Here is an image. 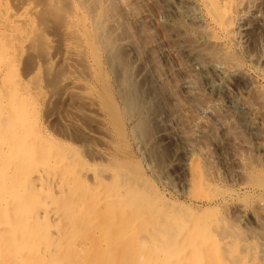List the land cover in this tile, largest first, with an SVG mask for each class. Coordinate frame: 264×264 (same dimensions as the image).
Here are the masks:
<instances>
[{"label":"rangeland","instance_id":"1","mask_svg":"<svg viewBox=\"0 0 264 264\" xmlns=\"http://www.w3.org/2000/svg\"><path fill=\"white\" fill-rule=\"evenodd\" d=\"M33 1L36 26L1 42L0 264H264V0L231 49L173 11L176 0H110L131 47L115 44L89 66L83 46L63 60L67 1ZM73 74L86 90L69 87Z\"/></svg>","mask_w":264,"mask_h":264},{"label":"bare ground","instance_id":"2","mask_svg":"<svg viewBox=\"0 0 264 264\" xmlns=\"http://www.w3.org/2000/svg\"><path fill=\"white\" fill-rule=\"evenodd\" d=\"M51 1V3L53 2V3H60V0H50ZM67 1V3L70 5V8H68L69 10H67L66 12H68L67 14H66V27H65V30H66V33L68 34V37H69V39L68 40H66L67 42H66V45H65V56H64V58H63V60H64V62L65 63H68V60H74L75 59V55H77V54H79L78 52H82V51H78V47H81V46H83V54L85 55V60H86V62H87V64H88V66L90 65V63H92L93 61L92 60H96V59H98V58H101V56H103V51L102 50H105V49H107V52H110V50L109 49H112L113 47H114V45L116 44V45H119V46H121V47H126V48H128V47H131L130 46V42L128 43L125 39H124V37L122 38V36L120 37L119 36V31L120 30H118V27H119V23L122 21V19H125V18H122V16H120V15H118L116 12H114V8H117V7H112V5L114 4V2H110V0H66ZM257 1L258 0H176L175 1V3H173V11L175 10L176 12H181V13H183V16H184V18L185 19H187V22H190L191 23V25H193L194 23H198L199 22V24L200 23H202V24H204V25H207L208 27H209V29H210V31L212 32V34L211 35H213V39H212V41L215 43V45L217 44V45H219V46H221V47H229V49H231V47H234V45H236V37H239V34L238 33H240V29L242 28V19L243 20H245L244 19V17L246 16V14L249 12V9L253 6V5H255V4H257ZM16 2H17V0H16ZM18 4H16L15 2H12V0H0V52L2 53V51H5V50H3V47L5 46V45H7V42H5V43H1V42H4V41H6L7 39H10L9 40V42H8V44L10 43V41L11 42H13L14 41V43H16L17 41H22V39H23V35L21 34V33H19L18 31H19V29H21V27L23 26L24 27V25L25 24H30V25H35L36 24V21L37 20H35V18H36V14H37V12H38V9H39V7H38V3L36 4L33 0H18ZM46 2H49V1H46ZM70 2V3H69ZM42 2H40L39 4H41ZM43 4V3H42ZM48 4V3H47ZM63 4V3H62ZM121 5V4H120ZM120 5H119V7H120ZM129 5V4H128ZM124 7H126V5L124 4L123 5ZM45 7V6H44ZM63 6H61V8H62ZM48 8V7H47ZM65 8V7H64ZM128 8H130V5H129V7ZM128 8H123V11H120V12H125V10L124 9H126V11L128 10ZM120 9H122V8H120ZM131 9V8H130ZM57 10V9H56ZM58 10H60V9H58ZM109 10H111L112 12H110ZM259 10V9H258ZM43 11V10H42ZM63 11V10H62ZM117 11H118V9H117ZM53 12V11H52ZM55 12V11H54ZM61 13V12H60ZM64 12H62V14H63ZM115 13V14H114ZM126 13V12H125ZM125 13H124V16H125ZM128 13V12H127ZM57 15H60V14H57ZM63 16V15H62ZM123 16V17H124ZM127 16V15H126ZM125 16V17H126ZM129 16V15H128ZM248 16V15H247ZM79 17V18H78ZM80 17H82L83 19H84V25L82 26L81 24L82 23H80ZM250 17V16H249ZM62 18V17H61ZM64 18H65V16H64ZM122 18V19H121ZM179 18V17H178ZM246 18V17H245ZM129 19V18H128ZM131 19V18H130ZM181 19H183L182 17H181ZM248 19V18H247ZM65 20V19H64ZM63 20V21H64ZM127 20V19H126ZM184 20V19H183ZM83 21V20H82ZM38 22V21H37ZM126 22V21H125ZM184 22H186V21H184ZM186 22V23H187ZM62 23V22H61ZM127 23V22H126ZM201 24V25H202ZM187 26L188 25H190V24H186ZM196 25V24H195ZM245 25V24H244ZM36 26V25H35ZM194 26V25H193ZM198 26V25H197ZM208 27H206V29L208 30ZM39 28V27H38ZM27 29V28H26ZM64 29V28H63ZM85 29H87L88 31H85ZM24 29L22 28V31H23ZM35 30V29H34ZM46 30V29H45ZM194 30V29H193ZM25 31V30H24ZM28 31V30H27ZM46 32V31H45ZM86 32L88 33H91V35L94 33L95 34V40L94 39H91V41L90 40H88V38H87V36H89L88 34H86ZM198 32V31H197ZM49 33V32H48ZM194 33V32H193ZM198 33H200V32H198ZM210 33V32H209ZM196 34V33H195ZM50 35V34H49ZM48 35V36H49ZM184 35V34H183ZM198 35V34H197ZM33 36V35H32ZM40 36V35H39ZM94 37V36H93ZM92 37V38H93ZM198 38H205V39H207L206 38V35H205V37H199V36H197ZM212 37V36H211ZM32 39V38H31ZM67 39V38H66ZM204 39V40H205ZM208 40V39H207ZM18 43V42H17ZM29 43H31V42H29ZM81 43H82V45H81ZM238 43V42H237ZM11 45H12V43H11ZM216 45V46H217ZM248 46V45H247ZM16 47H18V46H16ZM26 47V46H25ZM218 47V46H217ZM6 48V47H5ZM27 48V47H26ZM118 48V47H117ZM191 48V47H190ZM16 49V51L18 52V51H20V50H22L20 47H18V48H15ZM80 49V48H79ZM81 49H82V47H81ZM114 49V48H113ZM192 49V48H191ZM216 49V48H215ZM228 49V50H229ZM24 50H25V48H24ZM221 50V49H220ZM223 50V49H222ZM7 51V50H6ZM113 51V50H112ZM213 51V50H212ZM13 52V51H12ZM101 52V54H99ZM116 52V51H115ZM210 52H211V50H210ZM5 53V52H4ZM131 53V52H130ZM189 53V52H188ZM197 53V52H196ZM198 54V53H197ZM221 54V53H220ZM223 55H224V53H222ZM228 54V53H227ZM238 54V53H237ZM7 55V54H6ZM9 55V54H8ZM107 55H108V53H107ZM109 55H110V53H109ZM131 55H132V53H131ZM229 55V54H228ZM235 55V54H234ZM249 55V54H248ZM10 56H12V55H10ZM16 56V55H15ZM19 56V55H18ZM71 56H73V57H71ZM81 56V55H80ZM117 56V55H116ZM188 56H189V58L192 56L191 55V51H190V54H188ZM216 56V55H215ZM1 57V56H0ZM104 57H106V53H105V56ZM114 57V56H113ZM118 57V56H117ZM217 57H218V55L216 56V59H217ZM225 57H226V54H225ZM229 57V56H228ZM228 57L226 58V61L227 62H225L224 63V66L226 67V69L228 68V70H232L233 69V64L230 62V61H228ZM231 57V56H230ZM229 57V58H230ZM235 57V56H234ZM12 58H14V57H12ZM1 59V58H0ZM9 59H11V58H8V60ZM15 59V58H14ZM17 59H18V57H17ZM16 59V60H17ZM80 59V58H79ZM113 59H115V58H113ZM120 59V58H119ZM125 59V58H124ZM191 59V58H190ZM198 59V58H197ZM221 60V62L223 61V60H225L224 59V56L223 57H221V56H219V58H218V60ZM5 60V59H4ZM7 60V61H8ZM107 60V59H106ZM194 60H195V58H194ZM199 60V59H198ZM201 60V59H200ZM219 60V61H220ZM238 60V59H237ZM113 61V60H112ZM16 61H14L13 63H15ZM72 62V61H71ZM71 62H69L70 63V65H71V67H72V69H74L73 67H74V63H71ZM125 62V61H124ZM205 62V61H204ZM221 62H220V64H221ZM224 62V61H223ZM6 63V62H5ZM115 63V62H114ZM191 63L192 64H197L196 63V61H191ZM17 64V62L15 63V65ZM112 64V63H111ZM116 64V63H115ZM119 64V63H118ZM217 64V63H216ZM230 64H232V65H230ZM239 64V63H238ZM79 65V64H78ZM110 65V64H109ZM129 65V64H128ZM127 65V66H128ZM131 65V64H130ZM200 65L202 66V64L200 63ZM199 65V66H200ZM1 66V65H0ZM196 66V65H195ZM200 66V67H201ZM236 66V65H235ZM18 67V66H17ZM82 67V66H81ZM84 67V66H83ZM113 67H114V64H113ZM126 67V66H125ZM124 66H123V68H125ZM130 67V66H129ZM204 67H206V66H204ZM130 69V68H129ZM129 69H126V70H129ZM132 69V68H131ZM6 70H7V67H6ZM5 70V71H6ZM10 70L11 69H9V71L8 72H10ZM95 70V69H94ZM124 70V69H123ZM211 70V69H210ZM20 72V71H19ZM71 72H73L72 70H71ZM75 72L77 73V71H76V69H75ZM124 72V71H123ZM127 73H128V71H126ZM225 72V71H224ZM2 73V72H1ZM68 73V72H67ZM74 73V72H73ZM79 73V72H78ZM122 73V72H121ZM243 73V72H242ZM70 74V73H69ZM72 74V73H71ZM75 74V73H74ZM72 75V76H70V78H69V87L71 88V89H73V91H75L76 89L78 90V89H80V91H81V88L84 90V88H85V90H86V84L83 82V81H81V79L79 78V77H77V76H75V75ZM123 74H126L125 72L123 73ZM4 75V74H3ZM68 75V74H67ZM80 75V74H79ZM10 76V75H9ZM8 76V77H9ZM16 76V75H15ZM151 76V75H150ZM211 76V75H210ZM222 76V75H221ZM19 77V76H18ZM17 77V78H18ZM68 77V76H67ZM87 77V76H86ZM128 77V76H127ZM123 78V77H122ZM125 78H126V76H125ZM9 79V78H8ZM20 79V78H19ZM19 79H18V81H19ZM210 79V78H209ZM214 79V78H213ZM2 80V79H1ZM5 80V79H4ZM13 80H15V84L16 83H18V85L20 84V83H22V82H18L17 81V79H13ZM20 80H22V79H20ZM9 80H7V83L6 84H9V82L11 83L12 81H9ZM122 81V80H121ZM145 81V80H144ZM5 82V81H4ZM128 81L126 80V83H125V81H124V85H126V87H127V92H128V97H129V103L131 104V105H134V106H136L137 107V105L136 104H138V102H137V98H138V96H137V92H136V88L135 87H133V85H131V83H127ZM13 83V82H12ZM121 83V82H120ZM212 83V82H211ZM209 81L207 82V87H208V89L211 87V84ZM216 83V82H215ZM2 84H4V83H2ZM122 84V83H121ZM224 84V83H223ZM1 85V84H0ZM10 85H12V84H9V86ZM22 85H24L23 83H22ZM4 88H5V86L4 85H2ZM14 86V85H13ZM12 86V87H13ZM136 86V85H135ZM12 87H10L11 89H12ZM15 87H16V85H15ZM19 87V86H18ZM23 87V86H22ZM26 87V86H25ZM68 87V86H67ZM87 87H89V86H87ZM8 88V90H10V91H12L11 89H9V87H7ZM20 88V87H19ZM89 89V88H88ZM13 90H14V88H13ZM91 90V89H90ZM144 90V89H143ZM7 91V90H6ZM5 91V92H6ZM17 90H15L14 92H16ZM29 91V90H28ZM71 91V90H70ZM125 91V90H124ZM138 91V90H137ZM217 91V90H216ZM4 92V91H3ZM18 92V91H17ZM25 92V91H24ZM13 93V92H12ZM85 93H87V92H85ZM8 94V93H7ZM10 94V93H9ZM22 94H24L23 92H22ZM28 94V93H27ZM39 94V93H38ZM81 94V93H80ZM6 95V94H5ZM16 95V94H15ZM19 95V94H18ZM21 95V94H20ZM0 96H4V95H0ZM17 96V95H16ZM31 96H33V95H31ZM85 96V95H84ZM125 96V95H124ZM18 97V96H17ZM16 97V98H17ZM15 97H13L12 99H14ZM23 98H25V95H24V97ZM34 98H35V96H34ZM126 98V97H125ZM10 99V98H9ZM8 99V100H9ZM22 99V98H21ZM32 99H33V97H32ZM86 99H87V97H86ZM90 99V98H89ZM11 100V99H10ZM28 100H29V98H28ZM18 101H21L20 99H18ZM23 101V100H22ZM6 102H7V100H6ZM5 102V103H6ZM9 102V101H8ZM12 102V101H11ZM10 102V103H11ZM25 102V101H24ZM229 102V101H228ZM231 102V101H230ZM10 103H8V104H10ZM19 103H21V102H19ZM233 103V102H232ZM4 104V103H3ZM23 104V103H22ZM5 105V104H4ZM13 105H15V103L13 102ZM13 105H11V106H13ZM17 105H19L18 103H17ZM144 105V104H143ZM16 106V105H15ZM21 106V105H20ZM150 106V105H149ZM5 107H9L8 105L7 106H5ZM17 107V106H16ZM128 107V106H127ZM132 107V106H131ZM148 107V106H147ZM151 108V107H150ZM153 108V107H152ZM5 109H7V108H4V111H5ZM12 109H14V107L12 108ZM21 109V108H20ZM19 109V110H20ZM35 109H36V107H35ZM34 109V110H35ZM127 109V108H126ZM138 109V108H137ZM144 110V109H143ZM148 110H150V109H148ZM2 111V110H1ZM11 111V110H10ZM9 111V112H10ZM15 111H16V108H15ZM127 111V110H126ZM136 111V110H135ZM147 111V110H146ZM20 112V111H19ZM21 112H23V110L21 111ZM28 112V111H27ZM131 112V111H130ZM11 113L12 112H10V115H11ZM24 113H26V112H24ZM153 113V112H152ZM1 114H2V112H1ZM6 114H8V112L6 113ZM2 115H4V113L2 114ZM12 115H14V113L12 114ZM16 115V114H15ZM133 115V114H132ZM6 116V115H5ZM4 116V117H5ZM138 116V115H137ZM143 116H144V114H143ZM7 117V116H6ZM20 117H22V116H20ZM7 118H10L9 116L7 117ZM6 118V119H7ZM14 117H11V120L13 119ZM26 118V117H25ZM25 118H24V120H25ZM2 119V118H1ZM19 119H21V118H19ZM18 119V120H19ZM142 119H143V117H142ZM191 119V118H190ZM10 120V119H9ZM14 120V122L16 123H19L18 121H17V119L15 120V118L13 119ZM145 120V119H144ZM141 121V120H140ZM150 121V120H149ZM6 122L8 123V121L6 120ZM5 121H4V123H6ZM14 122L12 121V123L14 124ZM23 122V121H22ZM25 122V121H24ZM40 122V121H39ZM9 123H11V122H9ZM9 123H8V125L7 126H9ZM12 124V125H13ZM25 124V123H24ZM145 124V123H144ZM1 125V124H0ZM20 125V124H19ZM147 125V124H146ZM4 126V125H3ZM134 126V125H133ZM139 126V125H138ZM9 127H13V126H9ZM40 127V126H39ZM38 127V128H39ZM42 127V126H41ZM138 128H140V127H138ZM148 128H149V126H148ZM3 129V128H2ZM1 129V130H2ZM0 130V131H1ZM5 130H9V128H6ZM11 130V129H10ZM9 130V131H10ZM12 130H13V128H12ZM39 130V129H38ZM43 130V129H42ZM146 130V129H145ZM14 131H16V130H14ZM34 131H35V129H34ZM137 131V130H136ZM13 132V131H12ZM12 132H10V134H12ZM40 132H41V130H40ZM49 132V131H48ZM133 132V131H132ZM135 132V131H134ZM139 132V131H138ZM6 133H7V131H6ZM17 134H18V131L16 132ZM44 133V132H43ZM2 134H3V132H2ZM21 134V133H20ZM20 134H18V136L20 135ZM36 134V133H35ZM16 134L14 133V136H15ZM18 136L16 137V138H18ZM37 136V135H36ZM7 138V140H8V136H6ZM38 137V136H37ZM12 138V137H11ZM15 138V139H16ZM145 138V137H144ZM5 139V140H6ZM23 139V138H22ZM51 139V138H50ZM6 140V141H7ZM9 141H11V140H9ZM2 142H3V139H2ZM12 142H13V140H12ZM19 142H20V140H19ZM6 143V142H5ZM8 143V142H7ZM15 143H18V141H16ZM34 143V142H33ZM2 144V143H1ZM0 144V145H1ZM13 145V144H12ZM16 146V145H15ZM25 147V146H24ZM35 147H37V146H35ZM0 148H2V147H0ZM14 148V147H13ZM7 150H8V148H6ZM5 149V150H6ZM12 149V148H11ZM17 149H18V147H17ZM6 150V151H7ZM14 150H15V148H14ZM24 150V149H23ZM35 150H36V148H35ZM27 151V150H26ZM25 151V152H26ZM1 152V151H0ZM18 155V154H17ZM10 156H11V154H10ZM12 157V156H11ZM0 159H2V158H0ZM5 159V158H4ZM3 159V160H4ZM196 159V158H195ZM2 160V161H3ZM8 160V159H7ZM11 161V160H10ZM4 162H5V160H4ZM15 162V161H14ZM10 163V162H9ZM13 163V162H12ZM16 163V162H15ZM195 163V162H194ZM189 165H191V161L189 160L188 162H186V166H189ZM10 166V165H9ZM18 166V165H17ZM12 166H10V168H11ZM14 168V167H13ZM28 168V167H27ZM32 169V168H31ZM17 170H19V168L17 167ZM21 170V169H20ZM42 170V169H41ZM34 172V171H33ZM19 173H20V171H19ZM28 174V173H27ZM30 174H32V173H30ZM42 174V173H41ZM4 175V174H3ZM16 175H17V173H16ZM19 175V174H18ZM194 175V174H193ZM24 176H25V174H24ZM32 176V175H31ZM82 176V175H81ZM102 176V175H101ZM26 177H28V175L26 176ZM34 177V176H33ZM39 177H41V176H39ZM43 177V176H42ZM41 177V178H42ZM87 177H89V176H87ZM196 177V176H195ZM5 178V177H4ZM16 178H18L17 176H16ZM37 178V177H36ZM45 178V177H44ZM91 177H89V179H90ZM38 180L40 179V178H37ZM88 179V180H89ZM102 179V178H101ZM100 179V180H101ZM196 179V178H195ZM99 180V179H98ZM11 181V180H10ZM33 181H34V179H33ZM122 181V180H121ZM204 181V180H203ZM39 183V182H38ZM201 183H202V181H201ZM26 184V183H25ZM194 185V184H193ZM202 185V184H201ZM38 186V185H37ZM40 186V185H39ZM36 187V186H35ZM25 188V187H24ZM42 188V187H41ZM36 189H38V188H36ZM255 189V188H254ZM259 189V188H258ZM39 191V190H38ZM41 191V190H40ZM27 192V191H26ZM192 192V191H191ZM263 193V192H262ZM24 194H26V193H24ZM171 195V194H170ZM261 197V196H260ZM218 198V197H217ZM24 199H25V197H24ZM222 200V199H221ZM21 201V200H20ZM225 201V200H224ZM201 203V202H200ZM9 204V203H8ZM7 204V205H8ZM213 204V203H212ZM221 204V203H220ZM222 205V204H221ZM224 205L225 206H227L228 204H227V202H225L224 203ZM241 205V204H240ZM214 206V205H213ZM216 206V205H215ZM152 207H154V205L152 206ZM220 207H223V205L222 206H220ZM211 208V207H210ZM225 208V207H224ZM158 209V208H157ZM201 209V208H200ZM9 210H10V208H9ZM34 211V210H33ZM50 211V210H49ZM199 211V210H198ZM208 211V208H207V210H206V212ZM4 212V211H3ZM51 212V211H50ZM232 212V211H231ZM237 213V212H236ZM27 214V213H26ZM30 214H32V213H30ZM135 214V213H134ZM207 214V213H206ZM220 214V213H219ZM21 215H23V214H21ZM194 215V214H193ZM2 216H4V214L2 215ZM52 216V215H51ZM54 216V215H53ZM190 216V215H189ZM235 216H237V215H235ZM239 217V216H238ZM237 217V218H238ZM40 218V217H39ZM186 218H187V216H186ZM219 219H222V218H220V217H218ZM225 218V217H224ZM223 218V219H224ZM230 218V217H229ZM233 218H234V216H233ZM241 218H242V216L238 219V220H236L237 222H241L242 220H241ZM6 220H4V222H5ZM230 221V220H229ZM232 221V220H231ZM200 223V222H199ZM234 223V222H233ZM211 225V224H210ZM220 225V224H219ZM208 226V225H207ZM212 226V225H211ZM210 226V227H211ZM226 226V225H225ZM7 227V226H6ZM217 227V226H216ZM220 227V226H219ZM219 227L217 228V229H219ZM222 227H224V225L222 226ZM245 227V226H244ZM207 228V227H206ZM212 228V227H211ZM230 228H232V227H230ZM2 229H4V227H2ZM2 229H0V231L2 230ZM221 229V228H220ZM226 229V228H225ZM229 229V228H228ZM11 230V229H10ZM221 230H223L224 231V229H221ZM243 230V229H242ZM245 230V229H244ZM192 231V230H191ZM194 231V230H193ZM203 231V230H202ZM202 231H200L201 233H202ZM217 231V230H216ZM234 231V230H233ZM232 231V232H233ZM238 231V230H237ZM206 232H207V230H206ZM205 232V233H206ZM235 232V231H234ZM233 232V233H234ZM254 232V231H253ZM215 233V232H214ZM218 233V232H217ZM229 233H230V231H229ZM238 233V232H237ZM240 233V232H239ZM238 233V234H239ZM200 233H198V235H199ZM219 234V233H218ZM226 234H227V230H226ZM14 235V234H13ZM38 235V234H37ZM95 235V234H94ZM206 235V234H205ZM211 235V234H210ZM229 235V234H228ZM227 235V236H228ZM231 235H232V233H231ZM235 235V234H234ZM240 236H242V233H240L239 234ZM239 235H235L236 237L238 236L239 237ZM15 236V235H14ZM97 236V235H96ZM101 236V235H100ZM245 236V235H244ZM5 237V236H4ZM3 237V238H4ZM18 237V236H17ZM32 237V236H31ZM98 237V236H97ZM190 237V236H189ZM203 237V236H202ZM19 238V237H18ZM35 238V237H34ZM234 238V237H233ZM242 238H243V236H242ZM7 239V238H6ZM16 239V238H15ZM38 239V238H37ZM98 239V238H97ZM142 240H144L143 238H141ZM185 239V238H184ZM219 239V238H218ZM223 239V238H222ZM240 239V238H239ZM245 239H246V237H245ZM8 240V239H7ZM35 240V239H34ZM190 240V239H189ZM196 240V239H195ZM202 240H203V238H202ZM208 240V239H207ZM209 240H211V239H209ZM209 240H208V242H209ZM241 240V239H240ZM244 240V239H243ZM258 240V239H257ZM263 240V239H262ZM19 241V240H18ZM47 241H48V239H47ZM95 241H96V239H95ZM134 241V240H133ZM132 241V243H134ZM170 241V240H169ZM176 241V240H175ZM192 241H194V240H192ZM192 241H190V243L192 242ZM206 241V240H205ZM248 241V240H247ZM143 242V241H142ZM186 242V241H185ZM231 242V241H230ZM260 243H262L263 241H259ZM37 243V242H36ZM40 243V242H39ZM47 243V242H46ZM184 243V242H183ZM253 243V242H252ZM0 244H2V241L0 242ZM208 244V243H207ZM206 244V245H207ZM219 244V243H218ZM37 245V244H36ZM40 245V244H39ZM39 245H38V247H39ZM46 245V244H45ZM182 245V244H181ZM187 245H190L189 243L187 244ZM200 245V244H199ZM202 245V244H201ZM204 245V244H203ZM47 246V245H46ZM133 246V245H132ZM257 246H258V244H257ZM190 247V246H189ZM195 247V246H194ZM37 248V247H36ZM91 248V247H90ZM89 248V249H90ZM202 248V247H201ZM251 248H255V246L254 247H251ZM251 248H249V250L251 249ZM0 249H2V247L0 248ZM47 249V248H46ZM57 249V248H56ZM180 249H182V248H180ZM186 249V248H185ZM194 249V248H193ZM210 249V248H209ZM224 249V248H223ZM256 249V248H255ZM262 249V248H261ZM30 250H32V249H29V251ZM39 250V249H38ZM189 250V249H188ZM204 249H202V251H203ZM26 251V250H25ZM50 251V250H49ZM90 251V250H89ZM195 251V250H194ZM205 251V250H204ZM226 251V250H225ZM261 251V250H260ZM260 251H259V257H260V255H262V254H260ZM31 252V251H30ZM29 252V253H30ZM44 252V251H43ZM53 252V251H52ZM91 252V251H90ZM197 252H199V251H197ZM206 252V251H205ZM258 252V251H257ZM27 253V252H26ZM28 253V255L30 256V254ZM34 253V252H33ZM183 253V252H182ZM186 253H187V251H186ZM186 253H185V255H186ZM201 253V252H200ZM199 253V254H200ZM204 253V252H203ZM207 253V252H206ZM206 253H205V255H206ZM224 253V252H223ZM263 253H264V251H263ZM36 254V253H35ZM43 254H45V252L43 253ZM193 254H194V252H193ZM207 254H210V253H207ZM6 255V254H5ZM27 255V256H28ZM33 255V254H32ZM37 255V254H36ZM99 255H101V254H99ZM181 255V254H180ZM196 255V254H195ZM264 255V254H263ZM19 256V255H18ZM20 256H21V254H20ZM35 256V255H34ZM41 256V255H40ZM92 256V255H91ZM183 256H184V254H183ZM197 256V255H196ZM202 256V255H201ZM212 256H213V254H212ZM1 257V256H0ZM10 257V256H9ZM12 257V256H11ZM134 257V256H133ZM186 257V256H185ZM203 257H204V254H203ZM211 257V256H210ZM249 257H251V255H249ZM6 258V257H5ZM45 258V257H44ZM91 258V257H90ZM204 258H206V256L204 257ZM227 258V257H226ZM28 261L30 262V260H32V259H30L29 257H28ZM35 259V258H34ZM129 259H131V258H129ZM180 259V258H179ZM203 259V258H202ZM201 259V260H202ZM207 259V258H206ZM250 259V258H249ZM263 259V258H262ZM1 260V259H0ZM27 259H25V261H26ZM134 260V259H133ZM132 260V261H133ZM209 260V258L206 260V261H208ZM212 260H213V258H212ZM259 260V259H258ZM39 261H40V259H39ZM38 261V262H39ZM127 261V260H126ZM129 261V260H128ZM167 261V260H166ZM184 261V260H183ZM230 261V260H229ZM260 261V260H259ZM4 262V261H3ZM2 262V263H3ZM12 262H13V260H12ZM19 262V261H18ZM131 262V261H130ZM136 262V261H135ZM185 262V261H184ZM202 262V261H201ZM203 262H204V260H203ZM1 263V262H0ZM27 264H28V262H26ZM195 263V262H194ZM261 263H263L262 262V260H261ZM260 263V264H261ZM10 264V263H9ZM88 264V263H87ZM135 264V263H134Z\"/></svg>","mask_w":264,"mask_h":264}]
</instances>
